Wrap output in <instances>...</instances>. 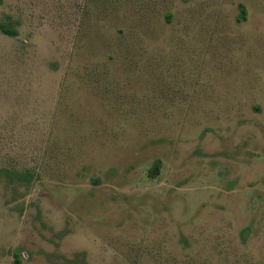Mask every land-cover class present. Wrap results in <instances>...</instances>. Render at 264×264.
<instances>
[{
	"label": "rangeland",
	"instance_id": "1",
	"mask_svg": "<svg viewBox=\"0 0 264 264\" xmlns=\"http://www.w3.org/2000/svg\"><path fill=\"white\" fill-rule=\"evenodd\" d=\"M0 24V264H264V0H0Z\"/></svg>",
	"mask_w": 264,
	"mask_h": 264
},
{
	"label": "trees",
	"instance_id": "2",
	"mask_svg": "<svg viewBox=\"0 0 264 264\" xmlns=\"http://www.w3.org/2000/svg\"><path fill=\"white\" fill-rule=\"evenodd\" d=\"M239 7H240V14L238 16V20L244 21L247 19V16H248L247 8L243 3H240ZM0 30L7 35H11V36L16 35V30L7 27L4 24H0ZM159 170H160V165H159V160H157V162L151 167V169L149 171L150 176L156 177L158 175ZM21 176L26 177L27 175H25V176L21 175ZM249 232H250L249 226L245 227L242 230V241L243 242H246ZM18 251H19L18 253L14 254L15 264H21V259H20L19 253L22 252V249L18 248Z\"/></svg>",
	"mask_w": 264,
	"mask_h": 264
}]
</instances>
